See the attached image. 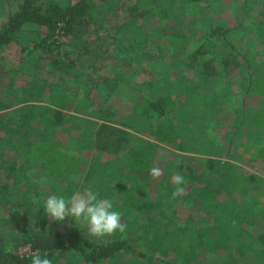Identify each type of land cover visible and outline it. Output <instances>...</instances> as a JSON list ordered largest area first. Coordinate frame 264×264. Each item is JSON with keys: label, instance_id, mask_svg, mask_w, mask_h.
Here are the masks:
<instances>
[{"label": "trees", "instance_id": "trees-1", "mask_svg": "<svg viewBox=\"0 0 264 264\" xmlns=\"http://www.w3.org/2000/svg\"><path fill=\"white\" fill-rule=\"evenodd\" d=\"M203 1L175 31L188 0H0V264H30L36 250L52 264H264V207L252 204L264 175V0H244L263 15L241 21ZM236 29L263 47L241 51ZM171 66L196 78L177 81ZM126 71L137 83L120 95ZM177 173L185 194L171 199ZM54 184L66 198L91 187L111 199L126 232L92 238L82 222L49 220ZM182 201L199 209L180 217Z\"/></svg>", "mask_w": 264, "mask_h": 264}, {"label": "clouds", "instance_id": "clouds-1", "mask_svg": "<svg viewBox=\"0 0 264 264\" xmlns=\"http://www.w3.org/2000/svg\"><path fill=\"white\" fill-rule=\"evenodd\" d=\"M161 169L152 167L149 176L155 180L161 176ZM172 182L176 186L171 193V199H176L185 194V178L181 174H174ZM34 201L36 198H33ZM44 214L51 221L61 222L66 218L82 222L87 229V235L92 238H104L123 234L127 225L121 221V213L114 208L111 199L100 198L98 192L91 187L75 191L70 197L50 194L43 203ZM30 264H52L47 254L42 255L39 250L30 252Z\"/></svg>", "mask_w": 264, "mask_h": 264}, {"label": "rangeland", "instance_id": "rangeland-1", "mask_svg": "<svg viewBox=\"0 0 264 264\" xmlns=\"http://www.w3.org/2000/svg\"><path fill=\"white\" fill-rule=\"evenodd\" d=\"M204 2L205 1H203V0H193V1L188 0V2H187L186 5L191 4V7H193V8L191 9L190 13H188V17H185V22H180L179 20H175V23L172 26L174 28V30L175 31H180L181 29H184V26L186 25V23L189 20V18H192V19L195 18V19H197V16H196L197 13L195 11L198 10V8L199 9L202 8V6L204 5ZM244 4H245L244 0H219V5H220L221 9L224 11L223 14H225L227 12L228 14L235 15L237 17V19H239V21H241L243 19H246V18H249L248 20H253V18L254 19H258L259 16H262L263 15V13H260L261 12L260 10L263 8V6L260 7L259 5H256L254 7V9H253V12L251 11V12H249L250 13L249 14V13H247L248 10L244 7ZM183 7H186L185 6V3H184V6ZM227 13H226V17L228 18L229 15ZM213 14L216 15V12H214ZM196 24H197V26H195V29H197V31L201 30L202 28H204L206 26L204 24H199V23H196ZM254 25H256V27H254L252 29H257V31H258L259 30V28H258L259 26H257L256 23ZM249 31L250 32H248L246 34H245V32L242 33L240 30H237V29H236V31H232V33L230 34V36L233 39L235 38L234 40H232V43L234 45H236L238 48H240L241 51L244 50L246 47H249V48H251L253 50L255 49L258 52L259 49H261L263 47V45L261 44L262 42H261L260 39H263V35L264 34L259 37L257 32H255V31H253L251 29H249ZM188 39H190L189 42L188 43H185V44L186 45L188 44L189 47L193 46L196 43L194 37H190ZM10 57H11L10 58L11 60H14V58H15V56L12 53H11V56ZM119 65L116 68L120 69L121 67ZM141 68H143V67H141ZM141 68H138L137 71L140 72ZM124 69H126V68L124 67ZM132 69L133 68H131V70H130L131 73H132ZM170 69L171 70H174L175 67L174 66H171ZM173 73H175V74L172 77L174 79H177V81H180L182 83H183V81L194 80L196 78V72L194 71V69L183 68V66L180 67L178 70L175 69L173 71ZM127 75H129V71L128 72L126 71V74L124 76L125 79L122 78V83L120 84V89H119V94L120 95H124L126 93V91L129 90L132 87V85H134V87H135V84L137 83V82H134L133 83L132 77H130L129 80H126ZM221 85L222 84H220V83L216 84V86H214V90L216 92H221L222 91L221 88H223V86H221ZM140 99H141L140 100V103H144V106H145L146 105V102H144L145 99H143L142 96H141ZM41 104L48 105V103H41ZM70 113H72V112H70ZM122 113H124V112H122V110H121L120 113L118 114V119H120V115ZM78 115L82 116L83 114L78 113ZM153 120H154V118H153ZM219 125H221V124H218V126ZM58 130L62 134H64L63 132H65L63 128L62 129L59 128ZM261 135H262V132H261V134H260L259 131L254 132V134H253L254 141L253 142L255 144H258L259 145L258 141H259ZM60 139L61 140L59 141V143L57 144V147L55 149H56L57 153L65 154L66 153V151H65L66 150V146L64 145V143H66L67 141H66V139L64 138L63 135L60 136ZM23 146L21 144H19L18 145V149L20 151H22L24 149ZM238 163L241 164V162H238ZM92 164H94V165H92ZM93 166H94V168H96L93 171H96V172L98 171V172L101 173L103 171V169H104L103 166H101L100 164L97 167L95 165V163H93V161H92V163H90V166L89 167H93ZM243 166L248 167V165H245V164ZM255 169H251V170L252 171H255ZM256 175L259 177V180L256 181L254 187H255V189H257L258 192H255L256 193L255 195L257 197L252 200V204L255 207H257L258 205L261 206L260 209L262 210V206L264 207V175L259 170H256ZM102 181L104 183H106V180H104V178L102 179ZM54 186L56 187L54 190L57 192V195H61V191L58 190L59 189L58 188V185L54 184ZM187 204H188V202H186V201H182V202H180V203L177 204L176 207L177 208L179 207L178 209H179V215H180V217H185V213H188V212L189 213H195L199 209V206L197 204H194L193 202L190 203V204H188V205ZM260 209H259V212H261ZM261 213H260V215H262ZM23 249H24V247L23 246H20L18 248V251L19 252H23Z\"/></svg>", "mask_w": 264, "mask_h": 264}, {"label": "built area", "instance_id": "built-area-1", "mask_svg": "<svg viewBox=\"0 0 264 264\" xmlns=\"http://www.w3.org/2000/svg\"><path fill=\"white\" fill-rule=\"evenodd\" d=\"M27 250H29V249H28V246H24L23 251H27Z\"/></svg>", "mask_w": 264, "mask_h": 264}]
</instances>
